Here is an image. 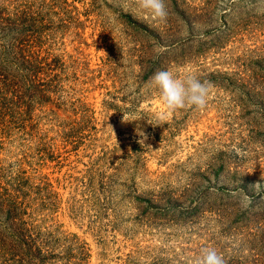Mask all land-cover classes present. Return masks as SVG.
Segmentation results:
<instances>
[{
  "label": "rangeland",
  "instance_id": "obj_1",
  "mask_svg": "<svg viewBox=\"0 0 264 264\" xmlns=\"http://www.w3.org/2000/svg\"><path fill=\"white\" fill-rule=\"evenodd\" d=\"M46 2L50 63L0 89V184L25 179L47 264H191L203 246L264 264V0H165L163 22L136 0ZM187 69L206 107L149 123L151 77Z\"/></svg>",
  "mask_w": 264,
  "mask_h": 264
},
{
  "label": "trees",
  "instance_id": "obj_2",
  "mask_svg": "<svg viewBox=\"0 0 264 264\" xmlns=\"http://www.w3.org/2000/svg\"><path fill=\"white\" fill-rule=\"evenodd\" d=\"M5 1L0 0V89L12 82L18 85V78L26 83L34 81L43 63H50L47 54L40 55L41 29L46 24L41 11L49 6L47 0H38L35 9L25 4L13 10ZM56 1L49 0L50 4ZM28 34L34 38L28 39ZM24 180L0 184V264H47L56 256L50 240L54 235L27 218ZM39 197L42 202L47 198Z\"/></svg>",
  "mask_w": 264,
  "mask_h": 264
},
{
  "label": "clouds",
  "instance_id": "obj_3",
  "mask_svg": "<svg viewBox=\"0 0 264 264\" xmlns=\"http://www.w3.org/2000/svg\"><path fill=\"white\" fill-rule=\"evenodd\" d=\"M136 3L142 12L147 13L145 19L166 21L168 11L165 0H136ZM150 87L158 90L162 104L161 110L155 113L158 123L154 124L149 120V123L153 125L165 123L168 116L176 109L186 106L197 109L205 108L212 92L211 83L201 81L191 69L185 70L182 75L172 70H158L151 77ZM137 132L141 137L140 143H144V140L147 139L146 133L139 128ZM191 264H226V262L215 248L203 246Z\"/></svg>",
  "mask_w": 264,
  "mask_h": 264
}]
</instances>
